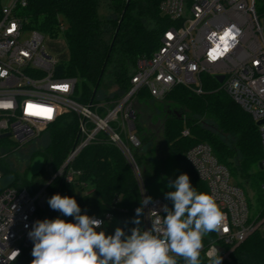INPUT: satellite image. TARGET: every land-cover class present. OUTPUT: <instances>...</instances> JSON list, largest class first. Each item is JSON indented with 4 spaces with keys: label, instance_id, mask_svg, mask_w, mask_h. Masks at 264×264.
Instances as JSON below:
<instances>
[{
    "label": "built area",
    "instance_id": "2783aa9c",
    "mask_svg": "<svg viewBox=\"0 0 264 264\" xmlns=\"http://www.w3.org/2000/svg\"><path fill=\"white\" fill-rule=\"evenodd\" d=\"M27 3L28 0H12L0 7V140L13 137L17 143L13 150L18 149L40 136L64 113L76 112L81 140L53 178L60 176L68 183L75 182L81 171L71 163L103 132L133 167L142 202L150 197L130 145H140L133 97L141 89L161 100L177 85L202 93L205 76L218 80L223 75V81L218 80L220 88L256 122L264 121V0L261 4L258 0H162L160 9L172 24L154 54L137 60L131 89L113 106L104 102L83 104L74 97L77 78L59 72L58 59L44 45L46 35L28 28L18 14V7ZM100 108H106V114ZM259 132L264 151V122ZM6 133L9 135L2 137ZM183 134L189 135V130ZM9 153L0 145V159ZM186 158L208 183L210 194L224 213L217 239L208 245L203 243L201 251L208 258L218 256L216 240L234 248L255 231L264 233V215L251 212L249 196L233 181L230 170L208 143L193 146ZM261 165L264 168V158ZM3 176L0 168V179ZM50 181L34 190L0 185V264L16 263L33 246L27 233L35 221L43 220ZM165 204L163 198L154 197L143 208L142 230L152 227L157 212L161 217L166 215L161 211ZM94 217L104 222L102 228L96 229L98 232L114 220L111 212Z\"/></svg>",
    "mask_w": 264,
    "mask_h": 264
},
{
    "label": "trees",
    "instance_id": "16d2710c",
    "mask_svg": "<svg viewBox=\"0 0 264 264\" xmlns=\"http://www.w3.org/2000/svg\"><path fill=\"white\" fill-rule=\"evenodd\" d=\"M105 1L28 0L26 6L18 7V14L28 28L50 37L61 35L64 38L69 60L59 64V72L77 78L74 97L83 104L104 102L107 106H113L127 94L132 87L131 79L136 71L137 60L154 54L165 30L172 24L160 9L162 0H131L128 7V0H108L112 11L107 15L101 12ZM2 3L3 0H0V7ZM63 20L66 25H63ZM107 78L118 85V89L112 99L104 101L99 98V94ZM97 85L98 91L93 98ZM220 85L217 79L205 76L202 93L177 85L166 94L164 98L171 102L166 106L163 128L168 148L162 151H166V155H170L179 166L180 174H188L191 185L198 192L210 194L208 183L199 177L195 167L186 158L187 151L193 146L201 142L208 143L218 160L230 170L233 181L248 196L246 184L256 189L261 204L258 213L264 215V168L261 167L264 151L259 125ZM136 95L154 98L147 89L139 90ZM99 111L106 114V108H100ZM185 129L189 130V135L183 134ZM135 132L140 145H130L145 183L146 178L160 173L161 163L157 161L156 154L162 151L157 149L155 132L142 125L138 115ZM41 135L45 136V141L32 153V157L41 156L44 164L51 166L52 176L42 184H36V176L29 179L11 165L0 161L4 175H16L14 186L34 190L51 180L47 186L49 198L57 193L74 197L81 214L104 216L111 212L114 220L122 222L126 234H130L133 227L142 230V214L138 218L139 225L132 223L136 218L135 209L141 206L143 199L137 175L122 150L111 143L105 133L99 132L96 139L86 145L71 163L73 168L81 171L79 178L72 183L60 176H53L81 140L79 115L76 112L64 113ZM123 136L126 138L125 133ZM44 171L43 168L41 173ZM90 185L92 190H88ZM145 189L151 197L146 183ZM174 190L165 189L161 192V198L165 200L164 194ZM165 201L172 208V202ZM57 217L75 222L73 217L63 216L47 203L42 218ZM215 239L217 234L212 232L205 235L203 243L208 245ZM215 243L218 256L210 259L205 251H201V264H213L216 258L225 254L227 257L221 260V264H264V233L259 230L234 248L221 240ZM33 246L14 264H31ZM176 259L177 264H185L183 258Z\"/></svg>",
    "mask_w": 264,
    "mask_h": 264
},
{
    "label": "clouds",
    "instance_id": "9594fccd",
    "mask_svg": "<svg viewBox=\"0 0 264 264\" xmlns=\"http://www.w3.org/2000/svg\"><path fill=\"white\" fill-rule=\"evenodd\" d=\"M167 186L175 189L164 194L172 208L163 205L165 216L157 212L150 229L133 227L130 234L120 227L114 234L98 232L104 222L81 214L74 197L51 196L49 207L75 222L59 217L35 221L27 233L34 245L31 264H177V257L185 264H201L203 238L222 229L224 213L211 194L198 192L191 185L186 173ZM151 202V197L143 200L133 224L139 225L143 208ZM221 259L216 258L213 264H221Z\"/></svg>",
    "mask_w": 264,
    "mask_h": 264
},
{
    "label": "rangeland",
    "instance_id": "374dc122",
    "mask_svg": "<svg viewBox=\"0 0 264 264\" xmlns=\"http://www.w3.org/2000/svg\"><path fill=\"white\" fill-rule=\"evenodd\" d=\"M12 0H3L5 3H10ZM262 0H258V4H261ZM112 9L110 8V3L105 1L102 5L101 12L102 14L111 13ZM63 25H66L65 20H63ZM44 45L47 50L54 55L59 63H66L69 60V50L67 43L61 35L56 37H50L46 35L44 40ZM118 89V85L113 84L109 78L106 79L105 83L102 86V92L99 94V98L108 101L112 99L115 91ZM109 97V98H107ZM169 102L166 98L157 100L156 98L149 97H140L135 95L133 97V107L135 113L142 119L143 124L146 125L147 129H150L155 132L157 139V149L161 151L167 147L166 141L164 139V114L166 112V106ZM45 141V136L41 135L25 145L19 147L18 149L13 148L17 145L16 140L12 138H4L0 140V145H2L6 151H11L7 157L1 158L0 161L3 163L11 165L19 174H24L27 178L36 176L37 183L42 184L43 181L48 180L52 176L51 166L44 164L41 156L32 157V153L38 149ZM166 151H157L156 159L161 165L160 173L151 178H146V186L149 190L151 197H163L161 192L169 188L168 182L174 181L180 175L179 166L173 161L170 155H166ZM44 168V173H41V169ZM36 182V181H35ZM92 189V185L89 186L88 190ZM247 192L250 196L251 203V212L253 214H258L260 210V202L258 200V193L256 189L251 184H246ZM122 222L118 220H111L107 222L103 231L106 234H114V231L117 227L122 228ZM227 257V254L221 257L222 259ZM221 259V260H222Z\"/></svg>",
    "mask_w": 264,
    "mask_h": 264
},
{
    "label": "water",
    "instance_id": "95a60500",
    "mask_svg": "<svg viewBox=\"0 0 264 264\" xmlns=\"http://www.w3.org/2000/svg\"><path fill=\"white\" fill-rule=\"evenodd\" d=\"M130 1H131V0H128V1H127V7L129 6ZM117 32H118V30H117ZM115 37H116V36H115ZM114 41H115V38H114V40H113V42H112V45H111L110 51H111L112 48H113ZM104 69H105V68H103V72H104ZM223 79H224V76H223V75H219V76H218V80H219L220 82H222ZM99 83H100V80H99V82H98V85H99ZM98 85H97L96 88L94 89L93 98H94L95 95L97 94V91H98ZM91 103H92V102H91ZM262 122H264V121H258L257 124L260 125ZM8 135H9V133L3 134L2 137H6V136H8ZM261 167H262V165H261ZM42 169H43V168H42ZM42 169H41V170H42ZM41 170H40V171H41ZM33 177H34V176H33ZM33 177H31L30 179H32ZM15 181H16V175H15V174H13V173L5 174V175L0 179V185H1L3 188H7V187H9L10 185L14 184Z\"/></svg>",
    "mask_w": 264,
    "mask_h": 264
},
{
    "label": "crops",
    "instance_id": "0c3cea01",
    "mask_svg": "<svg viewBox=\"0 0 264 264\" xmlns=\"http://www.w3.org/2000/svg\"><path fill=\"white\" fill-rule=\"evenodd\" d=\"M65 42H66V41H65ZM157 100H158V99H157ZM139 119H140L141 124L144 125L142 119H141V118H139ZM144 126H146V125H144ZM90 190H92V189H90Z\"/></svg>",
    "mask_w": 264,
    "mask_h": 264
}]
</instances>
